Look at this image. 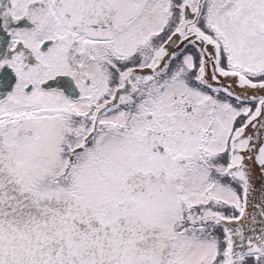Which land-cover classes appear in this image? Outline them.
I'll list each match as a JSON object with an SVG mask.
<instances>
[{
    "label": "snow or ice",
    "instance_id": "6c2138e0",
    "mask_svg": "<svg viewBox=\"0 0 264 264\" xmlns=\"http://www.w3.org/2000/svg\"><path fill=\"white\" fill-rule=\"evenodd\" d=\"M0 264H264V0H0Z\"/></svg>",
    "mask_w": 264,
    "mask_h": 264
}]
</instances>
